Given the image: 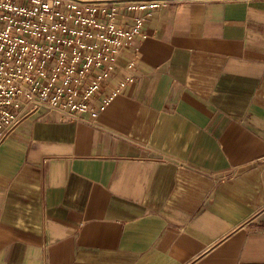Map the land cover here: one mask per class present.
Returning <instances> with one entry per match:
<instances>
[{
    "label": "crops",
    "instance_id": "0c3cea01",
    "mask_svg": "<svg viewBox=\"0 0 264 264\" xmlns=\"http://www.w3.org/2000/svg\"><path fill=\"white\" fill-rule=\"evenodd\" d=\"M168 1L94 121L0 144V264H264V0Z\"/></svg>",
    "mask_w": 264,
    "mask_h": 264
},
{
    "label": "built area",
    "instance_id": "2783aa9c",
    "mask_svg": "<svg viewBox=\"0 0 264 264\" xmlns=\"http://www.w3.org/2000/svg\"><path fill=\"white\" fill-rule=\"evenodd\" d=\"M168 2L0 0V144L42 109L94 121L134 80L133 57L116 76L120 55Z\"/></svg>",
    "mask_w": 264,
    "mask_h": 264
}]
</instances>
